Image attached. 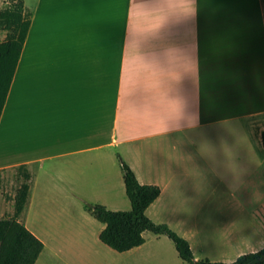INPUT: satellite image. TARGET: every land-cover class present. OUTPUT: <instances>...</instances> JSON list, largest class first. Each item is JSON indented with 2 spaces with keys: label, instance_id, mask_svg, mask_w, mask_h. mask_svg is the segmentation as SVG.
Returning <instances> with one entry per match:
<instances>
[{
  "label": "crops",
  "instance_id": "1",
  "mask_svg": "<svg viewBox=\"0 0 264 264\" xmlns=\"http://www.w3.org/2000/svg\"><path fill=\"white\" fill-rule=\"evenodd\" d=\"M27 1L0 9V219L13 214L4 193L15 197L27 168L19 221L44 243L36 264H188L150 232L126 253L100 241L106 225L84 207H126L118 157L161 189L146 215L194 256L228 197L245 232L264 237V9L238 11L248 19L220 26L212 48L210 26L189 23L179 0L156 1L171 22L155 31L169 40L134 44L136 0Z\"/></svg>",
  "mask_w": 264,
  "mask_h": 264
},
{
  "label": "trees",
  "instance_id": "2",
  "mask_svg": "<svg viewBox=\"0 0 264 264\" xmlns=\"http://www.w3.org/2000/svg\"><path fill=\"white\" fill-rule=\"evenodd\" d=\"M264 148V132L262 133ZM124 176L126 195L132 209L128 212L109 211L102 205L88 206L84 209L98 222L106 225L100 234V241L118 253H126L141 247L145 243L144 233L168 237L178 252L181 260L188 264H264V249L239 257L233 263L196 261L190 244L180 237L168 225L156 224L147 215L148 208L160 197L161 189L157 186L141 185L131 168L118 157ZM17 177L23 183L17 189L13 199L4 193L7 202H14V212L0 219V264H36L44 243L35 237L20 221L29 194L31 173L25 167L17 169ZM2 181L0 179V186Z\"/></svg>",
  "mask_w": 264,
  "mask_h": 264
},
{
  "label": "rangeland",
  "instance_id": "3",
  "mask_svg": "<svg viewBox=\"0 0 264 264\" xmlns=\"http://www.w3.org/2000/svg\"><path fill=\"white\" fill-rule=\"evenodd\" d=\"M6 1L10 2V0H0V9L2 8L1 5L4 4L3 2ZM32 1L33 0H28L27 2L30 3ZM156 1L157 0L135 1L134 10L132 11L131 16V24L133 26L130 33V39L132 43L134 41H149L153 43L158 40H169L170 32H161L160 28L158 31H155L156 25H159L158 27H160L161 25H170L171 22L169 15H156ZM179 7L182 9H188V11H190L189 23L197 25L205 24L210 26L211 31L209 33V38L211 47L218 48L221 34L219 32L220 26H232L235 24L244 23L248 17L236 15L238 11L254 12L261 9L263 10L264 0H179ZM251 18L255 19L258 17ZM183 19V23H186V16H184ZM156 50L160 51V48H156ZM164 50L165 49H162V54H165L163 53ZM149 51L152 52L150 55L154 56L153 46ZM15 181V178L11 180L7 187L8 191L12 192L14 190ZM121 200L120 202L122 203ZM230 200V197H228L227 206L222 211H220L218 217H216L214 212L211 211L212 215L210 223L204 225V233L206 238L202 239V244L200 247L195 245V256L199 258L198 260L201 261L203 259H209L212 262L224 261L233 263V261L238 258V254H248V250H251V248L256 250L264 249V237H260L259 234L254 235L250 232H245V230H247V221H244L245 218L241 219L237 217L235 209L232 207ZM124 201L126 207L119 205L115 208L121 211L125 210L122 212L131 211V204L129 200L125 197ZM248 231L253 232L252 227H249ZM238 233H241V235L236 236ZM219 235L222 237V239L218 238ZM234 238H236V241L231 247L217 246L219 243H228ZM148 239L149 242H152L151 240L154 239V235L148 233ZM170 247L176 251L175 245L166 236L162 238L160 244L157 245V248L163 249ZM163 252L165 253V251ZM79 264H82L80 260ZM116 264H122V261L117 260Z\"/></svg>",
  "mask_w": 264,
  "mask_h": 264
}]
</instances>
